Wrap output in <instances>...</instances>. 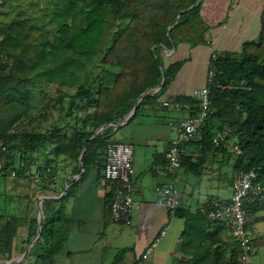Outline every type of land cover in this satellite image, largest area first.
Listing matches in <instances>:
<instances>
[{"label": "trees", "instance_id": "obj_1", "mask_svg": "<svg viewBox=\"0 0 264 264\" xmlns=\"http://www.w3.org/2000/svg\"><path fill=\"white\" fill-rule=\"evenodd\" d=\"M202 2L0 0L2 174L13 169L22 174L20 166L34 164L37 154L45 157L37 167L49 166L52 174L68 167L72 175L83 170L84 176L95 166L103 171L116 124L140 98L133 118L155 103L182 65L165 67L161 50L207 41ZM212 64L216 74L209 86L211 115L200 130L202 150L214 148L219 131L232 129L240 151L235 170L258 169L264 182V8L259 37L244 42L239 53L222 52ZM163 76L164 87L157 90ZM174 214L185 219L180 251L186 259L177 264H240L239 242H225L219 228L207 230L205 214L180 208ZM16 234L17 218L0 215V258L11 252ZM68 234L62 210L43 219L38 253L43 264H55Z\"/></svg>", "mask_w": 264, "mask_h": 264}, {"label": "crops", "instance_id": "obj_2", "mask_svg": "<svg viewBox=\"0 0 264 264\" xmlns=\"http://www.w3.org/2000/svg\"><path fill=\"white\" fill-rule=\"evenodd\" d=\"M263 8L264 0H203L201 13L208 25L207 41L197 46L179 43L161 50L165 67L178 62L181 67L155 103L145 105L141 114L128 123L116 124L111 136L134 146V206L129 225L113 220L109 210L113 185L104 179L98 166L84 176L83 170L72 175L71 167L60 169L39 183L18 173L0 174V215L17 218L13 248L1 256L0 264H43L38 257L39 229L43 219L52 217L57 210H62L69 222V234L65 250L56 257L55 264H136L157 239L145 264H177L186 259L180 251L185 219L158 202L157 188L173 183L182 212L196 215L202 207L232 197L240 151L234 142L219 149L202 150L199 134L181 147L184 161L173 175L161 171L158 167L164 164L168 149L178 137L179 120L187 115L164 102L191 97L195 89L206 85L213 51L239 53L244 42L256 40ZM44 158L37 154L32 165L44 164ZM248 212L253 233L252 264H264V204L249 206ZM34 222L38 224L37 232L31 238ZM206 228H219L225 242L235 239L223 222L216 227L206 224ZM163 229L166 234L160 237Z\"/></svg>", "mask_w": 264, "mask_h": 264}, {"label": "built area", "instance_id": "obj_3", "mask_svg": "<svg viewBox=\"0 0 264 264\" xmlns=\"http://www.w3.org/2000/svg\"><path fill=\"white\" fill-rule=\"evenodd\" d=\"M222 52L213 51L210 58L206 85L193 91L191 97L194 102H181L178 100L165 101V106H171L174 110H184L187 115L179 120L178 137L173 142L165 155L164 164L158 168L173 175L182 165L181 147L193 141L201 128L211 115L210 84L213 82L216 69L215 62ZM235 135L232 129L219 131L212 140L214 148L224 146L227 142L235 143ZM236 144V143H235ZM24 167L22 175L34 183L48 180L52 175L49 166L38 168L37 166ZM6 170L5 160L0 161V174ZM10 170V169H9ZM17 170H11L15 176ZM134 175V146L130 142L115 141L109 144L106 154V163L103 170L104 179L115 185V192L111 203V214L115 222L129 225L131 223V211L134 206L132 196V178ZM158 202L164 205L170 212L175 213L181 207L178 190L171 182L157 188ZM255 204H264V182L260 180L258 169H251L239 173L233 181V194L227 201L213 202L200 211L205 214L207 225L216 227L223 222L231 229L232 235L240 244V264H252L253 257V233L249 226L248 207ZM166 234V229L160 233V237ZM156 242L149 245L136 261V264H145L149 259Z\"/></svg>", "mask_w": 264, "mask_h": 264}, {"label": "water", "instance_id": "obj_4", "mask_svg": "<svg viewBox=\"0 0 264 264\" xmlns=\"http://www.w3.org/2000/svg\"><path fill=\"white\" fill-rule=\"evenodd\" d=\"M182 13H183V12H181V13L179 14L178 17H180ZM154 49H155V48H154ZM163 72H164V70H163ZM164 84H165V76H163V80H162L161 84L157 87V89H158V90H159V89H162V88L164 87ZM146 94H147V93H145L144 95H146ZM140 100H141V98L138 100L137 104L135 105L134 109H133L132 112L129 114V116L126 118V120H125L123 123H121V124H126V123H128V122L133 118V116L136 114V112H137V110H138V108H139ZM118 125H120V124H118ZM105 127H107V125L102 126V127L100 128V130H103ZM85 149H86V146L84 147V150H85ZM82 158H83V154L81 155L80 161H82ZM41 233H42V225H41V227H40V229H39V234L41 235Z\"/></svg>", "mask_w": 264, "mask_h": 264}, {"label": "rangeland", "instance_id": "obj_5", "mask_svg": "<svg viewBox=\"0 0 264 264\" xmlns=\"http://www.w3.org/2000/svg\"><path fill=\"white\" fill-rule=\"evenodd\" d=\"M52 92L54 93V90Z\"/></svg>", "mask_w": 264, "mask_h": 264}]
</instances>
